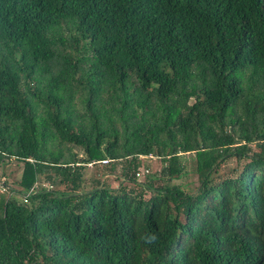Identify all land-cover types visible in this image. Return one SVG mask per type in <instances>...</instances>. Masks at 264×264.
I'll return each instance as SVG.
<instances>
[{"label":"trees","instance_id":"trees-1","mask_svg":"<svg viewBox=\"0 0 264 264\" xmlns=\"http://www.w3.org/2000/svg\"><path fill=\"white\" fill-rule=\"evenodd\" d=\"M5 159L0 264H264V0H0Z\"/></svg>","mask_w":264,"mask_h":264},{"label":"rangeland","instance_id":"rangeland-1","mask_svg":"<svg viewBox=\"0 0 264 264\" xmlns=\"http://www.w3.org/2000/svg\"><path fill=\"white\" fill-rule=\"evenodd\" d=\"M76 102V101H75ZM41 112H43V107H41L40 109H38V115H41ZM56 147H61L60 150H66V147L57 144V145H53ZM72 152L79 155V157L82 155V151L79 149H72ZM67 153V151H66ZM194 154H186L184 156H182L183 158L187 159V170H188V175L184 178H182L179 182L180 183H189L190 184V188L196 189L198 186V177L196 174L193 173L192 169H193V162H191V156H193ZM235 159H230L228 160L220 169L219 173H218V178L221 176H226L228 174H230V171L234 168H236L237 166L239 167L241 163H238L237 161L235 162ZM141 165L139 168V181H143L144 176L143 174H147V172H149L150 174H159L160 170L163 167V164L161 163V160L159 158H157L156 156H149V157H144L141 158L140 160ZM90 166V165H89ZM22 168L23 165L22 163L15 161V160H8L5 159L0 163V183L2 182H6L9 189L7 191H5L1 185H0V193H5L6 195L10 196V197H17L15 196L14 193H12L10 190H15V189H19L18 187V182L20 181V177H21V172H22ZM145 170H148L147 172H145ZM92 175L91 169L85 171V177H86V181L88 179H90ZM107 180V183H109L110 187L112 188H116L118 187L119 183L114 180L113 177H109Z\"/></svg>","mask_w":264,"mask_h":264},{"label":"built area","instance_id":"built-area-1","mask_svg":"<svg viewBox=\"0 0 264 264\" xmlns=\"http://www.w3.org/2000/svg\"><path fill=\"white\" fill-rule=\"evenodd\" d=\"M103 162H105V161H103ZM91 166V165H90ZM139 176V175H138Z\"/></svg>","mask_w":264,"mask_h":264}]
</instances>
